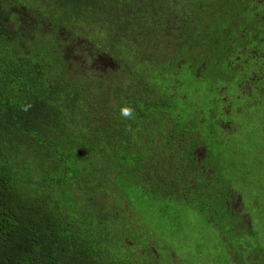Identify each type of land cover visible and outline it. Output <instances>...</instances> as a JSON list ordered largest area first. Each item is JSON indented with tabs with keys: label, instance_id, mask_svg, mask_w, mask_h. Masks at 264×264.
<instances>
[{
	"label": "trees",
	"instance_id": "1",
	"mask_svg": "<svg viewBox=\"0 0 264 264\" xmlns=\"http://www.w3.org/2000/svg\"><path fill=\"white\" fill-rule=\"evenodd\" d=\"M0 3V264H177L175 254L161 256L155 247L151 219L162 217L144 209L194 196L201 215L226 219L227 211L209 210L210 195L220 204L235 190L217 175L195 129L208 136L221 124L234 139L235 115L257 111L264 148V0ZM7 3L17 11L8 13ZM90 15L99 30L80 25ZM7 18L50 27L36 23L34 38L27 30L6 34ZM60 27L83 39L98 65L110 63L109 77L101 76L106 88L68 72L73 58L60 50ZM130 31L125 46L114 49L113 65L100 37ZM200 92L218 104L209 99L198 108ZM121 106L133 116L123 118ZM197 146L204 149L200 167ZM263 148L256 152L264 155ZM203 167L210 192L182 185L202 178ZM252 252L256 259L251 254L236 264H264V249Z\"/></svg>",
	"mask_w": 264,
	"mask_h": 264
},
{
	"label": "rangeland",
	"instance_id": "2",
	"mask_svg": "<svg viewBox=\"0 0 264 264\" xmlns=\"http://www.w3.org/2000/svg\"><path fill=\"white\" fill-rule=\"evenodd\" d=\"M5 2H9V0H2L3 4ZM139 8H143V6H139ZM5 9L7 12L9 9L13 12L17 11L10 3H7ZM36 23L38 21L31 20L24 24L17 18L14 21L7 18L2 22V27L6 34L13 35L20 30H27L26 38H34L37 37L34 34L37 29V27L35 28ZM38 24L44 28L50 27L49 21ZM80 25H84L90 30L100 29L96 17L91 15L87 22H82ZM110 25L117 24L109 22ZM119 26L122 28L121 25ZM32 27L34 28L31 29ZM68 33L63 28H57V37H55L60 42V50L64 52V56L73 58V60H69L71 63L69 70L71 71L68 72L71 74L78 73L83 77H94L97 85L100 84V89L103 90L107 87L108 80L105 77L101 82V76L105 74V71L108 72L110 63L104 60L103 64L98 65L101 59L97 54L94 53L93 55L91 47L81 38L77 41H66L64 38L69 36ZM122 33L120 32L118 38L114 40L111 38L112 36L106 37L107 41L104 37H100L102 50L107 51L115 60L113 65L119 64L118 58L115 59L112 56L114 49H119L120 46L124 47L126 37H132L133 32L130 31V34ZM44 34L47 33L44 32ZM142 38L140 35L139 42ZM26 41L28 43V40ZM21 48L25 50L24 46ZM129 62L132 63L131 60ZM112 70L121 72L123 69L114 67ZM104 76L109 77L106 74ZM188 85L191 86L192 82H188ZM194 99L197 107L201 109L206 107L209 99L214 101L211 97L204 95L203 92L198 93ZM244 104L247 105L246 100ZM180 106L179 112L186 113L187 108L183 105ZM242 107L245 108L246 106ZM249 113L252 117H249ZM249 113L244 112L235 115L239 124L235 130L238 131L239 135L234 139L229 136L230 131L224 129L221 124H215L208 136H206V131H202L198 127L195 129L201 133L198 141L208 147L211 157L214 158L217 169L220 171L219 174L221 173L223 177L230 179L229 185L235 190V192L229 191L232 194L230 197L234 199L233 205L236 210L242 212V215H247L250 220L246 231L243 232V228L239 237L232 236L229 243H226L225 239H228L227 220L201 215L202 211L196 206L197 202L194 196L177 204L170 200L155 201L158 203V207L145 208L144 211L147 213L155 212L162 217L151 219L152 228L158 237L155 247L161 256L170 251L177 256V264L180 263V260L183 264H236V262L241 261V258L247 259V255L252 254V258L256 259V252H252L255 251V248L264 249V161L262 162L264 155L256 152V147L259 151L263 148L262 141L258 137L262 133V127H260L262 123L259 120L261 115L257 111ZM259 122L260 125H258ZM226 126L233 128L231 123H227ZM201 152L200 149L196 152L197 157H201ZM156 160L159 161L158 156ZM232 162H235L233 167H231ZM148 165L146 162V166L149 168ZM170 165L171 163H169ZM237 193L241 196V200ZM240 207L242 211H240ZM208 208L211 212L216 213L223 210V208L213 204ZM244 219L247 222L246 216Z\"/></svg>",
	"mask_w": 264,
	"mask_h": 264
},
{
	"label": "flooded vegetation",
	"instance_id": "3",
	"mask_svg": "<svg viewBox=\"0 0 264 264\" xmlns=\"http://www.w3.org/2000/svg\"><path fill=\"white\" fill-rule=\"evenodd\" d=\"M66 38H70V41L72 42L75 39H79L80 37H72L69 35V36L65 37L64 39H66ZM229 106H230V104L228 102L224 103L223 110L226 111L229 108ZM199 149L202 151L201 157H197V155H196V152ZM203 153H204V149L202 147L197 146L196 149L194 150L195 157L197 158L196 165H198L199 167L201 165V164H199V160H200V158L202 159ZM204 166H205V164H204ZM211 171H212L211 169H208V173ZM204 172L205 171H204V167H203V170L201 172L202 178H199V179H192L191 178V179L185 181L184 184H182V185H184V186L186 185L187 187L189 186L190 189L197 191V192H201V191L202 192H210L206 189L208 182H204L205 181V179H204L205 173ZM208 173H206V175H208ZM217 175H220L219 172L217 173ZM217 180H219V179H217ZM229 191H231V190H228V192ZM233 192H235V191H233ZM230 195H232V194H230V192H229L228 195L226 196V199H224L223 203H220V204H215V202H219V201H221V199H218L213 193H211L210 196H211V200H212L213 205L223 208V210L221 212L227 211V213H228V215L226 216V220H227V223H231L227 226L228 235L239 237L242 233V231H241L243 229L242 227L245 226V228H247L248 224L250 223V220L248 219L247 215H242L243 214L242 212L240 213L239 210H236V208L233 205L234 199H233V197H230ZM238 197H239V199L241 198V196L239 194H238ZM240 211H242L241 207H240ZM245 216L247 217V222L245 221L246 219H244Z\"/></svg>",
	"mask_w": 264,
	"mask_h": 264
},
{
	"label": "clouds",
	"instance_id": "4",
	"mask_svg": "<svg viewBox=\"0 0 264 264\" xmlns=\"http://www.w3.org/2000/svg\"><path fill=\"white\" fill-rule=\"evenodd\" d=\"M60 28H62V27H60ZM30 107H31L30 104L22 105L21 106V110L27 111ZM119 113H120V115L123 118L129 119V118H131L133 116L134 110L132 108L128 107V106H121L120 109H119Z\"/></svg>",
	"mask_w": 264,
	"mask_h": 264
}]
</instances>
